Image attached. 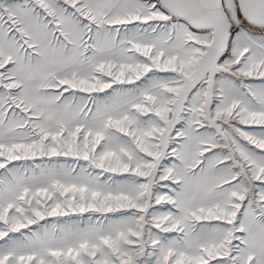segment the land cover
Instances as JSON below:
<instances>
[{
    "label": "snow or ice",
    "instance_id": "6c2138e0",
    "mask_svg": "<svg viewBox=\"0 0 264 264\" xmlns=\"http://www.w3.org/2000/svg\"><path fill=\"white\" fill-rule=\"evenodd\" d=\"M0 264H264V0H0Z\"/></svg>",
    "mask_w": 264,
    "mask_h": 264
}]
</instances>
